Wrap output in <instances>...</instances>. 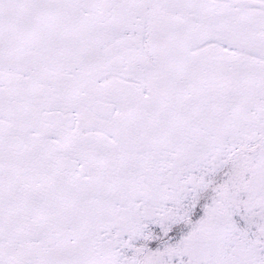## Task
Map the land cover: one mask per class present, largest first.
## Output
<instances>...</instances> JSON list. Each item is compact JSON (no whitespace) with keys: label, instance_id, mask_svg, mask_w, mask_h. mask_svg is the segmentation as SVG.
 <instances>
[{"label":"snow or ice","instance_id":"6c2138e0","mask_svg":"<svg viewBox=\"0 0 264 264\" xmlns=\"http://www.w3.org/2000/svg\"><path fill=\"white\" fill-rule=\"evenodd\" d=\"M0 264H264V0H0Z\"/></svg>","mask_w":264,"mask_h":264}]
</instances>
